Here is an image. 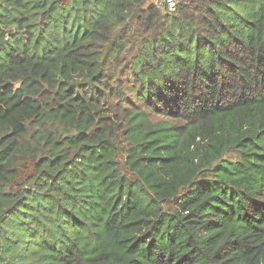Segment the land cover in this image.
<instances>
[{
    "label": "trees",
    "instance_id": "obj_1",
    "mask_svg": "<svg viewBox=\"0 0 264 264\" xmlns=\"http://www.w3.org/2000/svg\"><path fill=\"white\" fill-rule=\"evenodd\" d=\"M160 1L0 0V264H264V0Z\"/></svg>",
    "mask_w": 264,
    "mask_h": 264
},
{
    "label": "built area",
    "instance_id": "obj_2",
    "mask_svg": "<svg viewBox=\"0 0 264 264\" xmlns=\"http://www.w3.org/2000/svg\"><path fill=\"white\" fill-rule=\"evenodd\" d=\"M163 4L168 6L170 10H175L176 9V1L175 0H161Z\"/></svg>",
    "mask_w": 264,
    "mask_h": 264
},
{
    "label": "rangeland",
    "instance_id": "obj_3",
    "mask_svg": "<svg viewBox=\"0 0 264 264\" xmlns=\"http://www.w3.org/2000/svg\"><path fill=\"white\" fill-rule=\"evenodd\" d=\"M175 1H176V4H177L179 0H175ZM160 3H161V4H160ZM160 3H159L160 6H161L162 8H164V4L162 3V1H160ZM162 5H163V6H162ZM165 6H166V5H165ZM167 8H168V7H167ZM168 9H169V8H168Z\"/></svg>",
    "mask_w": 264,
    "mask_h": 264
},
{
    "label": "clouds",
    "instance_id": "obj_4",
    "mask_svg": "<svg viewBox=\"0 0 264 264\" xmlns=\"http://www.w3.org/2000/svg\"><path fill=\"white\" fill-rule=\"evenodd\" d=\"M177 6V5H176ZM168 7V6H167ZM168 9V8H167ZM169 11H172V10H170V9H168Z\"/></svg>",
    "mask_w": 264,
    "mask_h": 264
}]
</instances>
